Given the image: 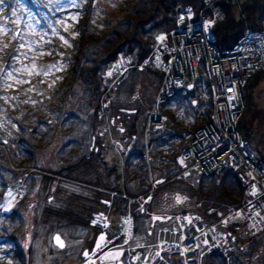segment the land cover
I'll return each instance as SVG.
<instances>
[{
    "label": "rangeland",
    "instance_id": "obj_1",
    "mask_svg": "<svg viewBox=\"0 0 264 264\" xmlns=\"http://www.w3.org/2000/svg\"><path fill=\"white\" fill-rule=\"evenodd\" d=\"M125 2L126 0H74V3L70 0H3L0 3V199L9 186L14 185L16 189L9 190L0 201V230L4 231L6 228L5 232L12 233L22 250L28 245L25 231L31 230V218L40 204L54 200L63 205L67 194L76 190L55 179L43 183L36 178L27 183L23 172L25 166L26 171L37 168L38 172L41 170L50 173L79 155L89 156L92 153L90 148L93 144L89 137L84 136L87 124L78 117L73 118L68 113L56 110L58 106L61 107V102L57 100V89L60 90L66 80L70 55L78 37L77 23L88 26L91 32H100L112 19L120 16L126 8ZM16 29H19L17 35L14 34ZM130 70L121 77V83L115 88V82L109 80V69L103 75L106 87L110 89V96L102 111L103 124L98 130L104 132L102 138L105 145H102L101 152L110 165L113 163L118 166L121 162L122 151L115 140L125 150L128 147V143H123L121 134L125 129V122L137 110L135 123L137 126L142 125L156 86L152 71ZM255 90L264 91V81L259 82ZM182 100L176 98L170 103L178 104ZM256 102L260 103L258 100ZM118 106H122V109H134L133 112L120 111L118 118L122 123L117 125L121 127L120 133L116 127L107 125L110 120L113 124L115 108ZM3 139L7 142L3 143ZM174 140L175 136L153 150L147 144L146 153L142 140L143 150L147 155V173L150 171L152 174L165 175L175 167L171 154L177 150L178 144ZM158 151H163L166 157L161 163L156 162L152 154ZM195 175L179 180L181 184L160 188L155 198L152 201L151 197L148 198L141 208H144L147 201L153 202V211L162 213L190 207L192 199L185 198L186 193L180 186L186 182L191 185L194 181L192 179H196ZM57 187L63 190L57 192ZM25 191L26 194L28 192L26 203L13 208V202ZM80 194L82 195L74 200L71 209L81 210V205L87 206L85 198L91 193L80 191ZM109 200L112 204L108 207L107 218L102 224L105 233L91 223L80 225L66 223L54 216L47 217L41 228H36L38 238L31 242V252L23 253L22 261L13 256L10 244H0V264H115L116 261L125 264L124 259L127 257L134 259L135 251H144L147 241L143 234H135L134 240L127 246H112L115 242H108V233L114 236L117 230L120 212L117 199ZM131 208L134 209L135 206L131 204ZM149 224L150 220L146 219L138 225L144 232L148 231ZM158 227L155 222L149 232L150 241L154 239ZM54 232L64 239L63 248H58L51 242ZM249 235L251 234L247 233V237ZM233 246L237 254L235 264H264V228L246 240H235ZM237 247H242L243 251L238 252ZM208 261L210 264H217L216 258H209Z\"/></svg>",
    "mask_w": 264,
    "mask_h": 264
},
{
    "label": "built area",
    "instance_id": "obj_2",
    "mask_svg": "<svg viewBox=\"0 0 264 264\" xmlns=\"http://www.w3.org/2000/svg\"><path fill=\"white\" fill-rule=\"evenodd\" d=\"M217 1L201 0L197 10L180 6L173 26L154 34L151 49L138 62L118 52L111 64V73L116 77L132 67H148L161 74L142 126L145 148L149 134L166 127V111L181 127L171 131L177 134L174 143L178 144L174 173L155 177L149 171V188L136 197L110 192L126 199L118 217V243L114 246H127L134 240V211L155 189L173 179L192 174L219 175L229 169L238 177L245 199L227 207L223 214L217 212L218 218L212 221H206L197 211L198 203L170 214L169 222L159 226L154 240L145 245V259L141 251H135L134 259L127 257L125 264H206L212 252L220 256L222 264H235L232 238L225 227L238 223L250 234L264 228V167L236 126L244 108L245 81L264 70V18L257 29H244L230 49L220 51L214 45L212 32L221 14ZM178 91L190 96L179 106L169 104ZM11 189L14 185L4 191L2 199ZM211 211L213 208L207 212ZM104 217L101 212L93 214L97 221Z\"/></svg>",
    "mask_w": 264,
    "mask_h": 264
},
{
    "label": "trees",
    "instance_id": "obj_3",
    "mask_svg": "<svg viewBox=\"0 0 264 264\" xmlns=\"http://www.w3.org/2000/svg\"><path fill=\"white\" fill-rule=\"evenodd\" d=\"M125 3L126 8L120 16L112 19L111 23L100 32H91L88 26L77 23L78 37L75 40L74 50L70 55L66 80L60 90L57 89V96L59 95L57 100L61 102V107L58 106L56 110L61 113H68L73 118L78 117L87 124L84 130L85 134H83L87 138L89 137L91 144H93L90 148L92 153L89 156L79 155L73 161L65 162L60 168L50 173H44L41 170L39 172L26 171L25 166L23 172L25 173L24 179L27 178V183L29 180L36 178L41 179L43 183H49L51 179H55L69 188L76 189L67 194L64 199V206L54 200L47 203L42 202L32 218V222L36 225L35 228H41L47 217L54 216L63 219L66 223L72 222L80 225L91 223L95 228L105 233L102 224L107 218L108 207L112 204L109 199H117L120 212L126 204V199L112 195L110 192L136 197L144 194L149 188L146 157L141 138L143 123L139 126L135 123L137 110L135 113H130L131 119L125 122V129L121 133L122 141L128 143V147L126 150L124 147L121 150L120 164L118 166L113 163L110 165L102 155V145H105L102 138L104 132L101 133L98 128L103 124L101 123L102 111L107 106V99L110 96V89L106 87L103 75L109 69L118 52L128 55L133 62H138L151 49L154 34L158 31L168 30L173 26L180 6L189 5L197 10L201 5V0H126ZM216 4L221 14L213 26L212 32L214 45L220 51L230 49L244 29H257L260 20L264 18V0H218ZM130 69L152 71V77L156 84L155 91L161 77L158 70L148 67H132ZM122 76L108 78L115 82L114 88L121 83ZM261 81H264V70L257 71L246 79L242 90L245 103L244 109L236 126L241 136L246 140L248 148L255 153L264 166V91L255 90V87ZM188 96H190V93L180 91L174 94V98L179 99ZM152 99L153 96L151 102ZM256 100L260 103H257ZM109 102L112 104L111 101ZM120 107L122 106L115 108L116 114L113 118V124L112 120L107 122L108 126L116 127L117 131L121 128L117 125L122 123L121 119L118 118L119 116L116 117L120 114ZM145 116L146 114L143 117V122ZM165 126V128L149 134L147 144H150L152 150L171 137L177 136L176 133L171 131L178 130L179 126L172 123L170 116ZM176 151L171 154V160L174 158ZM152 154L158 163L166 159L163 151L153 152ZM34 165L36 164L34 163ZM163 168H166V165H163ZM176 170L175 166L173 169L168 170L167 174L171 175ZM34 175L37 177H34ZM153 176L161 175L153 173ZM195 176L196 179H192L194 183L191 182L190 185L186 182L185 185L180 186L186 193L185 198L192 199V205L181 210L193 208L194 204L198 203L197 211L204 216L206 221H212L218 218L217 212L223 214L227 207L239 205L245 199V192L238 177L229 169L224 170L219 175L196 174ZM179 180L182 179H173L155 189L151 193L150 200L152 201L155 198L160 188L171 184H181ZM66 189L67 187H65ZM56 190L59 192L63 188L57 187ZM80 191L91 193L89 196L85 195L87 206L81 205V210L71 209L74 200L82 195ZM27 194L25 191L13 208L25 204ZM151 201L145 202L143 209L134 211V232L135 234H143L147 243L151 242L150 234L146 230L142 232L138 224L145 222L146 219L150 220V213L163 214L162 212L153 211V202ZM209 208H213V211L207 212ZM96 212L103 213L104 219L101 221L94 220L93 214ZM165 222L159 221L156 224L161 225ZM225 230L233 238V243L237 239L246 240L253 235L247 237V232L238 223L227 225ZM108 236L113 237L109 233ZM92 241L93 239L90 244H92ZM113 242H117V239H114ZM14 247L16 250L14 257L22 261L21 246L16 243ZM236 249L238 252L243 251L242 247ZM145 250L146 248L143 252ZM232 254L235 255L236 263L237 254L235 249L232 250ZM209 258H216V262H220L217 253L212 252L207 255V264H210Z\"/></svg>",
    "mask_w": 264,
    "mask_h": 264
},
{
    "label": "flooded vegetation",
    "instance_id": "obj_4",
    "mask_svg": "<svg viewBox=\"0 0 264 264\" xmlns=\"http://www.w3.org/2000/svg\"><path fill=\"white\" fill-rule=\"evenodd\" d=\"M18 30L19 29L14 30V34L15 35H17V33H19ZM116 117H118V115H116ZM6 142H7V140L3 139V143H6ZM31 220H32V218H31ZM35 226L36 225L33 222H31L30 225H29V229H31V230H26L25 231V234L24 235H25L26 241L28 242V245L23 248V250H22L23 253H25V251L27 253H30L31 252V248H30L31 247L30 246L31 245V242H33L34 240H36L38 238V234H37V230H36ZM5 230H6V228H4V231L0 230V236H3L4 237V240H3V242L1 244H3V243L10 244L12 246L13 256H14L15 255V251H16L14 246H15L16 243L19 244V242L17 241V239H15L13 237V234L12 233H9V231L8 232L7 231L5 232ZM51 237H52V235H51ZM136 264H138V263H136Z\"/></svg>",
    "mask_w": 264,
    "mask_h": 264
},
{
    "label": "water",
    "instance_id": "obj_5",
    "mask_svg": "<svg viewBox=\"0 0 264 264\" xmlns=\"http://www.w3.org/2000/svg\"><path fill=\"white\" fill-rule=\"evenodd\" d=\"M121 111H125V112H132L134 111V109H120ZM169 218V215H163V214H157V213H151L150 214V224H149V229H148V232H150L153 224L155 222H159V221H166L167 219ZM56 237H59L60 239V242L63 244L64 246V239L59 235V233L55 232L52 234V237H51V241L54 245H56L58 248H62L60 246L59 243H57V240H56ZM4 240V237L3 236H0V243H2ZM146 255L143 256V260L145 259ZM138 264H143L142 262L138 263Z\"/></svg>",
    "mask_w": 264,
    "mask_h": 264
},
{
    "label": "snow or ice",
    "instance_id": "obj_6",
    "mask_svg": "<svg viewBox=\"0 0 264 264\" xmlns=\"http://www.w3.org/2000/svg\"><path fill=\"white\" fill-rule=\"evenodd\" d=\"M70 2H73L74 3V0H70ZM0 3H3V0H0ZM61 39L63 40L64 38L63 37H61ZM65 43H67V41L65 40L64 41ZM5 47H6V45H5ZM56 240H57V243H59L60 244V246L62 247L63 246V244L60 242V239H59V237H56ZM101 240H103V237H101ZM100 245L98 244L97 245V247H99ZM85 255L87 256L88 254L87 253H85Z\"/></svg>",
    "mask_w": 264,
    "mask_h": 264
},
{
    "label": "bare ground",
    "instance_id": "obj_7",
    "mask_svg": "<svg viewBox=\"0 0 264 264\" xmlns=\"http://www.w3.org/2000/svg\"><path fill=\"white\" fill-rule=\"evenodd\" d=\"M4 210V209H3Z\"/></svg>",
    "mask_w": 264,
    "mask_h": 264
}]
</instances>
